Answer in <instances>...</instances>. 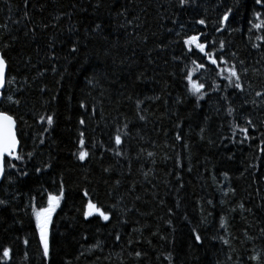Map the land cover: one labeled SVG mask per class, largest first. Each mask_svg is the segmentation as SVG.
I'll list each match as a JSON object with an SVG mask.
<instances>
[{
    "label": "trees",
    "instance_id": "obj_1",
    "mask_svg": "<svg viewBox=\"0 0 264 264\" xmlns=\"http://www.w3.org/2000/svg\"><path fill=\"white\" fill-rule=\"evenodd\" d=\"M177 5L0 0V52L9 64L0 110L17 120L18 152L25 156L13 161L16 170L6 167L0 181V199L8 201L0 207V259L10 247L9 264H170L169 254L171 264H257L253 255L264 264V96H256L264 94V39H256L264 29L249 24L258 22L254 12L264 19V7L255 0H195L183 10ZM228 8L230 22L220 25ZM200 32L208 50L228 65H210L195 48L187 51L183 38ZM230 65H236L243 91L224 90L227 81L216 75L217 67ZM190 71L205 84L199 107L187 91ZM213 83L221 90L213 91ZM47 115L55 118L51 128L40 121ZM245 118L254 122V139L241 143L232 124L245 126ZM80 132L89 152L83 162L77 158ZM61 182L65 196L52 215L45 261L32 197L46 206ZM88 198L111 213L109 221L84 219Z\"/></svg>",
    "mask_w": 264,
    "mask_h": 264
},
{
    "label": "snow or ice",
    "instance_id": "obj_2",
    "mask_svg": "<svg viewBox=\"0 0 264 264\" xmlns=\"http://www.w3.org/2000/svg\"><path fill=\"white\" fill-rule=\"evenodd\" d=\"M28 0H25V4L27 5ZM193 4H195V0H178V7L183 10L187 7H191ZM255 4L261 7H264V0H255ZM233 13L232 8H228L223 16L221 17L219 24L224 25L226 22H230V14ZM27 15V13H25ZM262 13L261 12H254V18L255 21L249 20V24L251 25V28L255 29H264V19L261 18ZM199 25H205L206 21L205 19H199L196 21ZM183 28V25H181ZM96 28L99 29L100 25H96ZM250 28V31H251ZM216 31L220 32L222 31V27L217 26ZM179 36L180 33H177ZM205 38V34L200 32L193 35H189L183 38V44L187 48V51L189 53L193 52V48L196 49V51L203 55L204 58L207 59L208 64L210 65H228V61L223 57V55H217L215 52L209 51L210 45L206 42H202V39ZM257 40L264 39V37L257 36ZM259 45H253V47H258ZM7 47V45H5ZM225 48V42H220V53L223 52ZM73 53L78 51L77 47H73L71 49ZM194 64H197L196 60L192 61ZM241 63H243L241 61ZM9 67L8 61L6 59V54L0 52V88H3L6 81V69ZM206 65L204 63L197 64V68L203 69ZM246 72V70H245ZM216 75L219 76L222 80L227 81V85L225 86L224 90H227V88H234L238 91H243L242 84H241V76L240 73L236 67V65H230L226 67H217ZM15 77L12 78V80H8V83H12L14 81ZM185 79L187 81V91L190 95L194 96L196 99L197 106H200V101L205 98L207 95L206 92L203 90L205 89V84L203 82H197L193 79V73L190 71L185 75ZM91 83V81H89ZM213 91H219L221 90V86L218 84L213 83L212 85ZM257 97H262L264 94L261 92H256ZM7 99L9 101L13 100L12 96H8ZM221 99H228L227 96L221 97ZM15 103L19 104V100L14 101ZM140 103L142 101H137V107H139ZM255 103V101H253ZM82 108L85 107L84 104L80 105ZM234 108L229 106L227 108V115L233 116ZM140 120H144L145 117L141 115ZM47 122V125L49 128H51L55 123V118L53 115H47L41 116L40 121ZM80 124L84 125L85 120L81 119ZM126 127V126H125ZM49 128H45L44 131L47 132ZM254 128V122L250 118H245V126H241L235 122L232 124L233 129V135H236V132L242 134L243 139L240 141L241 143L254 139V137L249 135V129ZM204 129H201V132H203ZM127 133H125L126 135ZM84 132H80V151L78 153L77 158L80 161H85V159L89 156V152L86 150L85 147V139H84ZM183 137L181 134L176 135V140L180 141ZM115 144L117 146H120L122 144V137L119 134V130H117V134L114 136ZM19 140L17 138V120L13 117V115L9 114L6 110H0V178H3L5 176V169L6 167L8 169H17V164L13 163V161H21L23 162L25 160V156L20 154L18 152V145ZM41 143H43V140H41ZM261 143H264V138L261 139ZM187 147V145H185ZM262 152H264V148L260 149ZM121 153L119 151L116 152V155H120ZM27 157L30 159L32 157V153L29 152L26 154ZM153 153L149 152L148 156H152ZM10 158V159H6ZM231 158V157H230ZM177 164H179V160L177 161ZM46 167H51V165H46ZM41 171L40 168H36V172L39 173ZM107 171V169H105ZM19 174L21 176H27V171L20 170ZM225 176L227 177V174L225 173ZM234 191V190H233ZM65 196V187L63 182L60 184L59 193L58 194H52L49 193L47 196V205L46 206H37L35 204V197H32V216L35 221V227L36 231L39 236V243L42 248V256L45 261L48 260L50 256V244H49V225L52 223V215L56 211V209L60 206V201ZM85 197H89V193L87 191L84 192ZM8 201L4 199H0V207L6 206ZM212 201H209V204H211ZM241 208H243V205H240ZM83 216L85 220H88L90 217L98 216L101 220L107 222L111 218V213L106 210L103 206H100L98 203L94 202L91 198L87 199V203L84 205L83 210ZM170 223V222H169ZM225 221L223 218H221V228H224ZM264 231V230H262ZM195 234V240L197 243L202 242V237L199 234L195 233V229L193 230ZM117 240L120 239L119 235L116 237ZM224 245H229V241L223 239L221 237ZM29 241L27 239L24 240V244L28 245ZM12 249L10 247H4L2 250V259H0V264H9V261L12 259L11 256ZM135 255L137 257H140L142 254L141 252H136ZM165 259H168L171 264V254L165 257ZM252 261H256L257 264H260V259L258 256L253 255L250 257Z\"/></svg>",
    "mask_w": 264,
    "mask_h": 264
},
{
    "label": "water",
    "instance_id": "obj_3",
    "mask_svg": "<svg viewBox=\"0 0 264 264\" xmlns=\"http://www.w3.org/2000/svg\"><path fill=\"white\" fill-rule=\"evenodd\" d=\"M5 86V85H4ZM4 89V87L3 88H0V101H1V98H2V90ZM18 148H19V145H18ZM1 179L2 178H0V181H1Z\"/></svg>",
    "mask_w": 264,
    "mask_h": 264
}]
</instances>
